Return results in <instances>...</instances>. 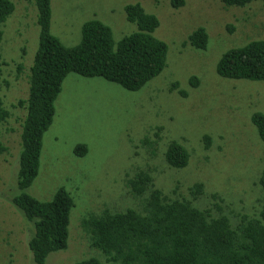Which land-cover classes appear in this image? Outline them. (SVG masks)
Returning <instances> with one entry per match:
<instances>
[{
    "label": "rangeland",
    "instance_id": "obj_1",
    "mask_svg": "<svg viewBox=\"0 0 264 264\" xmlns=\"http://www.w3.org/2000/svg\"><path fill=\"white\" fill-rule=\"evenodd\" d=\"M12 1L14 10L1 25L0 39V62L5 61L1 67L8 81L0 94L9 111L28 95L39 33L34 1ZM136 2L158 19L152 35L166 44L165 65L145 85L130 91L102 77L66 75L64 92L57 95L62 111L55 113L43 135L38 173L26 188L36 199L48 200L63 187L74 200L67 246L49 253L44 264L100 258L102 252L96 248L83 250L87 247L83 218L105 208L138 209L142 199L133 198L126 181L134 174L135 162L155 166L153 187L166 198L191 200L201 207V196L194 199L189 189L200 182L202 197L221 196L224 202H215L228 209L242 210L253 201L258 205L254 188H260L256 183L264 168V140L251 117L256 111L264 113V81L222 77L217 66L226 51L264 40V0L230 5L221 0H184L177 8L169 0H50L51 33L64 46H74L81 39L83 22L97 19L111 28L116 44L137 30L124 10ZM198 28L207 36L204 48L191 41ZM2 128L0 264H37L27 246L32 222L10 201L17 193L19 127ZM204 134L209 138L205 140ZM145 137L156 141L154 155V146H141ZM172 141L190 153L182 167L165 161ZM77 144L85 145L83 154L74 152ZM134 149L140 152L136 158L131 157Z\"/></svg>",
    "mask_w": 264,
    "mask_h": 264
},
{
    "label": "trees",
    "instance_id": "obj_2",
    "mask_svg": "<svg viewBox=\"0 0 264 264\" xmlns=\"http://www.w3.org/2000/svg\"><path fill=\"white\" fill-rule=\"evenodd\" d=\"M33 1L39 33L29 68L28 95L14 102L9 111L0 94V125L2 128L3 124H10L2 128L4 131H15L19 127L17 193L10 201L32 222L33 232L27 246L35 263L44 264L49 253L67 246L74 200L63 187L49 200L36 199L26 188L38 173L43 135L55 115L54 100L63 79L73 72L85 77H102L129 91L137 90L161 72L167 47L152 35L158 19L145 12L138 2L124 7L126 19L137 25L135 32L115 44L108 25L89 19L81 26L79 43L68 47L51 33L50 0ZM169 1L175 8L184 4V0ZM221 1L230 5L251 0ZM13 10L12 0H0V39L1 25ZM193 32L191 41L196 47L204 48L207 36L203 28ZM4 62H0V90L8 84L1 67ZM217 71L226 78L264 81V40L255 39L226 51L218 62ZM251 118L259 137L264 140V113L256 111ZM203 138L209 137L204 134ZM141 146H154L151 154H155L156 141L145 137ZM85 150L83 144L74 148L76 154H83ZM189 154L182 144L172 141L164 158L168 166L182 167ZM139 155L134 149L131 157ZM135 165L134 174L126 181L133 198L142 199L137 204L138 209L111 211L105 208L83 218L87 245L83 250L93 247L103 254L100 253L99 259L91 255L74 264H264V168L257 178L260 188H254L258 205H253V201L242 211L218 204L224 200L214 193L209 198L202 197L200 182L189 189L194 199L201 196L198 204L202 208L194 206L191 200L166 198L153 187L155 166L148 162L144 165L135 162ZM147 191L149 196L145 198Z\"/></svg>",
    "mask_w": 264,
    "mask_h": 264
},
{
    "label": "crops",
    "instance_id": "obj_3",
    "mask_svg": "<svg viewBox=\"0 0 264 264\" xmlns=\"http://www.w3.org/2000/svg\"><path fill=\"white\" fill-rule=\"evenodd\" d=\"M69 74V73H68ZM64 92V90H62V87H61V91L59 92V93H63ZM58 102H57V97H56V99H55V101H54V109H55V113H58V112H61L62 110L58 107V104H57ZM49 200V199H48Z\"/></svg>",
    "mask_w": 264,
    "mask_h": 264
},
{
    "label": "clouds",
    "instance_id": "obj_4",
    "mask_svg": "<svg viewBox=\"0 0 264 264\" xmlns=\"http://www.w3.org/2000/svg\"><path fill=\"white\" fill-rule=\"evenodd\" d=\"M69 73H70V72H69ZM67 74H68V73H67ZM65 77H66V76H65ZM64 79H65V78H64ZM64 79H63V80H64ZM62 82H63V81H62ZM61 84H62V83H61ZM60 91H61V90H60ZM60 91H59V92H60ZM58 94H59V93H58ZM58 94H57V95H58ZM56 97H57V96H56ZM55 99H56V98H55ZM54 101H55V100H54Z\"/></svg>",
    "mask_w": 264,
    "mask_h": 264
}]
</instances>
